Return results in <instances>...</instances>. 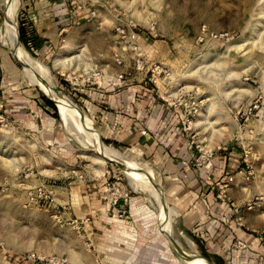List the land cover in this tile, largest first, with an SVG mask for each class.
Segmentation results:
<instances>
[{"label":"rangeland","instance_id":"obj_1","mask_svg":"<svg viewBox=\"0 0 264 264\" xmlns=\"http://www.w3.org/2000/svg\"><path fill=\"white\" fill-rule=\"evenodd\" d=\"M25 2L16 11L17 44L44 69L39 75L86 115L95 136L161 177L163 203L176 210L173 226L192 241L196 263L227 264L225 252L232 249L238 264H250L243 251L252 246L257 264H264V0H67L73 28L48 59L20 39ZM6 13L0 0L1 65L11 58L17 67L8 86L46 100L57 113L58 132L54 148L35 145L13 124V102L7 101L15 98L3 87L2 68L0 249L68 264H187L159 227L149 192L118 163L100 164L96 151L84 149L56 101L3 47L9 45ZM133 86L178 111L181 127L174 131L184 152L178 164L189 174H164L161 144L167 141L155 138L159 130H138L153 140L132 142L128 130L106 125L111 112L98 103L100 92ZM222 204L230 206L228 216L218 215L215 206ZM221 218L226 227L234 224L253 236L250 247L238 238L221 245L206 241L200 225L215 226Z\"/></svg>","mask_w":264,"mask_h":264},{"label":"crops","instance_id":"obj_2","mask_svg":"<svg viewBox=\"0 0 264 264\" xmlns=\"http://www.w3.org/2000/svg\"><path fill=\"white\" fill-rule=\"evenodd\" d=\"M25 1L23 9L25 13H22L21 19V41L29 48V50H36L42 57L48 59V56H53L59 49L61 35L64 32L71 31L73 28L74 17L67 5V0ZM2 68L4 70L3 72L7 75L5 79H2L3 87L9 89L11 96L15 98L9 100V102L7 101V103L13 102L9 104L10 107H13L11 110L13 124L24 134L27 133L28 136L35 138V145L46 144L47 142L52 144V147L54 148V145H56L54 136L58 132L56 131L55 133L57 113L46 100L39 99L36 94L30 93L29 90L22 89L21 91H14L12 90L13 87L8 86V83H10L9 80L17 75V67L11 58H5V64L2 63ZM83 93L85 96H83L82 99L88 103L86 100L88 93L87 90H84ZM100 93L99 96L101 97V100H99L98 103H102L105 106V109L110 110L111 112V116L109 117L110 120L108 121V124L106 123L107 126L112 129L124 128L125 130H128L129 134H132V142H135V139H138V141L144 140L146 143H150V141L153 140L152 136L146 134L145 131L144 133L139 132L136 135L135 133L138 130L143 128L159 130L157 133L159 135L155 134V138L158 140V137L161 135V137H165L167 141L166 145L161 144V152L165 153L164 160L166 162L165 168H163L164 174L166 176L168 175L180 179L184 172H186V174L190 173L189 170L186 168L184 169V167L178 164V162L180 163L178 159H182L180 155L184 154V152H181L182 148L179 142L180 137L178 134L176 135L174 131L179 130L181 127V120H179L180 116L178 111L167 108L158 100V97L153 96L151 91L140 86H133L126 89L113 88L111 90L101 91ZM97 106H100V104H97ZM97 106H95V108ZM101 108H103L102 105L99 107V110H102ZM113 112L115 115H113ZM130 129H132V131H129ZM112 139L113 137L108 138L109 141ZM153 173H155L161 181V177L155 171ZM182 191H185L184 188ZM215 208L218 210V215L226 214L225 216H228L231 212L230 206H225V204H222V206L216 205ZM174 211L176 214L177 212L175 209L173 212ZM188 211L191 215L195 214L193 207L191 206L188 207ZM158 219L160 227L162 223L159 213ZM223 219L224 218L218 219V224L215 226L212 225V222H207L209 225L207 223L204 224L205 226L203 224L200 225V228H202L201 231L206 232L203 237L207 238L204 239L206 241L209 240L210 242L212 240L214 242L218 241L221 245L224 244V241L230 242L238 238L247 243L250 247V242L253 240V236H248L249 234H247V232L237 228L234 224L231 225L229 223L226 227V222H224ZM198 225L199 222H196V226ZM164 234L167 237L166 233ZM167 239L170 243V236H168ZM253 244L255 245V242H253ZM220 245L218 247H220ZM219 251L222 250L220 249ZM225 254L228 257L227 264L239 263L237 257H235L237 255H235V251L232 249H228V252H225ZM243 254L251 257L250 264H257V258L259 255L254 253L252 246L249 250L243 251ZM197 263L200 264L198 261ZM0 264L34 263L28 260L27 255L21 256L12 253L11 251L0 249Z\"/></svg>","mask_w":264,"mask_h":264},{"label":"bare ground","instance_id":"obj_3","mask_svg":"<svg viewBox=\"0 0 264 264\" xmlns=\"http://www.w3.org/2000/svg\"><path fill=\"white\" fill-rule=\"evenodd\" d=\"M5 3L7 16L4 23V34L10 46L8 44H6L7 46H2L12 52L14 51L17 54L16 56L24 63L28 80L34 83V85L37 84L35 86H42L47 95L56 101L60 114L63 112V120L67 125V129L84 149L96 151L100 164H104L106 160L118 163L136 186H141L146 190L145 192H149L156 202L157 211L160 214L159 216L162 223L161 228L171 238L170 243L178 246L179 255L187 264H198L193 256L194 253L192 252V248L194 245L192 241L184 235L180 236V232L173 226L174 212L172 208L167 207L163 203V185L161 187L160 178L150 171L141 160H134L137 159V157H130L127 153H121L119 150L104 144L95 136L86 115L78 113L69 96L54 89L47 79H43V77L39 75L38 71H40V69L44 71V69L37 66L32 56L24 48L20 47L16 41V11L20 8V0H5ZM178 237L184 240L186 243L184 246L178 242Z\"/></svg>","mask_w":264,"mask_h":264},{"label":"built area","instance_id":"obj_4","mask_svg":"<svg viewBox=\"0 0 264 264\" xmlns=\"http://www.w3.org/2000/svg\"><path fill=\"white\" fill-rule=\"evenodd\" d=\"M135 35L132 36V39H135ZM1 69H2V65H1V61H0V76H1ZM123 76H120L119 79L117 81H122ZM1 99V97H0ZM5 106L3 104V102L0 100V110L4 109ZM4 116L0 115V121L3 122ZM28 260L31 261L34 264H68L67 261L60 259V258H56V257H51V258H44L41 257L39 255L36 254H31L28 256Z\"/></svg>","mask_w":264,"mask_h":264},{"label":"water","instance_id":"obj_5","mask_svg":"<svg viewBox=\"0 0 264 264\" xmlns=\"http://www.w3.org/2000/svg\"><path fill=\"white\" fill-rule=\"evenodd\" d=\"M111 162H113V161H111ZM119 165V164H118ZM173 246H174V248H175V250L177 251V253L179 252V248H178V246L177 245H174V244H172Z\"/></svg>","mask_w":264,"mask_h":264},{"label":"trees","instance_id":"obj_6","mask_svg":"<svg viewBox=\"0 0 264 264\" xmlns=\"http://www.w3.org/2000/svg\"><path fill=\"white\" fill-rule=\"evenodd\" d=\"M20 39L22 40V31H21V28H20Z\"/></svg>","mask_w":264,"mask_h":264}]
</instances>
